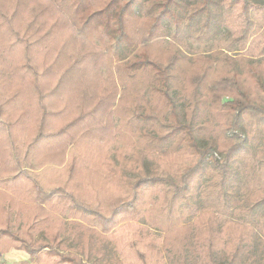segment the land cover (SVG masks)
I'll return each instance as SVG.
<instances>
[{"label":"trees","instance_id":"1","mask_svg":"<svg viewBox=\"0 0 264 264\" xmlns=\"http://www.w3.org/2000/svg\"><path fill=\"white\" fill-rule=\"evenodd\" d=\"M10 250L264 264V0H0Z\"/></svg>","mask_w":264,"mask_h":264},{"label":"crops","instance_id":"2","mask_svg":"<svg viewBox=\"0 0 264 264\" xmlns=\"http://www.w3.org/2000/svg\"><path fill=\"white\" fill-rule=\"evenodd\" d=\"M23 261L27 264H37L28 262V255L23 251L10 250L8 253L0 254V264H19Z\"/></svg>","mask_w":264,"mask_h":264},{"label":"rangeland","instance_id":"3","mask_svg":"<svg viewBox=\"0 0 264 264\" xmlns=\"http://www.w3.org/2000/svg\"><path fill=\"white\" fill-rule=\"evenodd\" d=\"M55 260H56V258L46 257L45 260L42 263H39V264H46V263L54 264Z\"/></svg>","mask_w":264,"mask_h":264}]
</instances>
